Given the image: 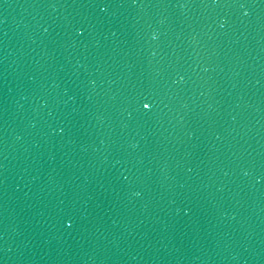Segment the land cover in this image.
Returning <instances> with one entry per match:
<instances>
[{
	"label": "water",
	"instance_id": "95a60500",
	"mask_svg": "<svg viewBox=\"0 0 264 264\" xmlns=\"http://www.w3.org/2000/svg\"><path fill=\"white\" fill-rule=\"evenodd\" d=\"M0 264H264V0H0Z\"/></svg>",
	"mask_w": 264,
	"mask_h": 264
}]
</instances>
